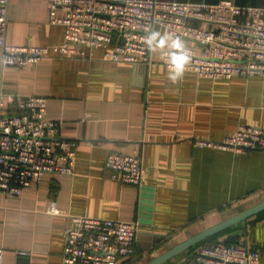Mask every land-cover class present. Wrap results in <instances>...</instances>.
<instances>
[{
  "label": "crops",
  "instance_id": "1",
  "mask_svg": "<svg viewBox=\"0 0 264 264\" xmlns=\"http://www.w3.org/2000/svg\"><path fill=\"white\" fill-rule=\"evenodd\" d=\"M233 1L264 7V0ZM64 35L63 25L50 22L47 0H11L6 42L54 46ZM167 47L155 48L149 64L86 49L87 56L50 54L4 71L3 88L13 99L48 98L49 116L77 142V154L73 174L47 173L21 196L0 193L2 264H61L64 230L76 215L139 221L134 257L118 264H142L264 199V149L196 144L220 141L240 124L264 128V73L213 80L185 70L173 82V69L162 62ZM113 151L140 156V186L113 178L105 163ZM234 233L238 243L260 250L257 264H264V210L205 242ZM198 245L163 264H184Z\"/></svg>",
  "mask_w": 264,
  "mask_h": 264
},
{
  "label": "built area",
  "instance_id": "2",
  "mask_svg": "<svg viewBox=\"0 0 264 264\" xmlns=\"http://www.w3.org/2000/svg\"><path fill=\"white\" fill-rule=\"evenodd\" d=\"M51 23L65 27L54 46L6 42L11 0H0V193L21 196L47 173L73 174L77 142L62 133L48 114V98L30 94L13 99L3 88L4 71L34 65L50 54L87 56L103 50L107 60L149 64L145 37L163 27L182 37L191 59L185 70L210 79L264 73V7L233 0L215 3L178 0H47ZM167 47L162 62L172 69ZM184 70V71H185ZM199 147L236 153L264 149V128L240 124L220 141L199 138ZM113 178L140 186L146 168L136 153L110 152ZM50 212H56L55 205ZM139 221L76 215L64 230L61 264H118L135 252ZM260 250L223 241L198 245L184 264H257ZM3 248L0 247V264Z\"/></svg>",
  "mask_w": 264,
  "mask_h": 264
},
{
  "label": "water",
  "instance_id": "3",
  "mask_svg": "<svg viewBox=\"0 0 264 264\" xmlns=\"http://www.w3.org/2000/svg\"><path fill=\"white\" fill-rule=\"evenodd\" d=\"M263 210L264 199L255 205H252L251 207L239 211L238 213L189 236L187 239L175 245H169L168 249L159 255L150 258L142 264H163L165 261L175 257L179 253L190 249L191 247H195L199 242L206 240L220 232L226 231L230 228H239L240 224L245 226L250 217ZM238 237V233L229 234L224 238L223 242L238 243Z\"/></svg>",
  "mask_w": 264,
  "mask_h": 264
},
{
  "label": "clouds",
  "instance_id": "4",
  "mask_svg": "<svg viewBox=\"0 0 264 264\" xmlns=\"http://www.w3.org/2000/svg\"><path fill=\"white\" fill-rule=\"evenodd\" d=\"M145 40L148 47L153 50H155V48H163L170 44V47L176 51L170 54L173 70L169 73V79L175 82L178 77L182 76L185 66L190 61L191 56L181 36L172 32L162 34L159 30H150Z\"/></svg>",
  "mask_w": 264,
  "mask_h": 264
},
{
  "label": "trees",
  "instance_id": "5",
  "mask_svg": "<svg viewBox=\"0 0 264 264\" xmlns=\"http://www.w3.org/2000/svg\"><path fill=\"white\" fill-rule=\"evenodd\" d=\"M220 233H222V232H220ZM219 234V233H218ZM217 235V234H216ZM215 236V235H214ZM206 240H203V241H201V242H199L198 244L200 245V244H202V243H206L205 242ZM213 242V241H212ZM135 253V252H134ZM134 254H132V255H130V256H133ZM129 257V256H128ZM134 257V256H133ZM127 258V257H126ZM131 259H132V257H131ZM130 260V259H129Z\"/></svg>",
  "mask_w": 264,
  "mask_h": 264
}]
</instances>
